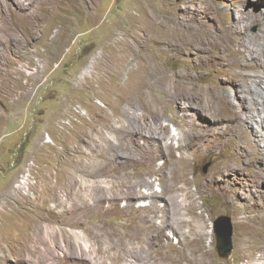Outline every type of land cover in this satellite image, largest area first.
<instances>
[{
    "label": "rangeland",
    "instance_id": "1",
    "mask_svg": "<svg viewBox=\"0 0 264 264\" xmlns=\"http://www.w3.org/2000/svg\"><path fill=\"white\" fill-rule=\"evenodd\" d=\"M176 23L218 46L167 48ZM263 30L264 0H0V264H25L16 261L28 259L29 221L51 224L40 229L49 237L77 218L75 237L108 230V264H264V137L250 146L233 127L256 81L264 97V69L242 90L227 83L234 48L255 50ZM181 73L206 99L171 96ZM257 109L264 115V103ZM120 119L114 169L92 173L108 155H90V137L102 128V141L114 140L109 125ZM248 129L242 135L259 123ZM121 174L129 195L112 200L107 181ZM220 215L233 225L228 258L216 249ZM130 234L129 247L111 246Z\"/></svg>",
    "mask_w": 264,
    "mask_h": 264
},
{
    "label": "bare ground",
    "instance_id": "2",
    "mask_svg": "<svg viewBox=\"0 0 264 264\" xmlns=\"http://www.w3.org/2000/svg\"><path fill=\"white\" fill-rule=\"evenodd\" d=\"M236 11H238V10H236ZM241 14L242 15H249V12L242 10ZM237 15H238V13H237ZM176 24H178V23H176ZM179 24L178 25L173 24L171 26V28H168L164 32V35H165L164 44H165V46H167V48L171 47V49H179L182 51L185 50V52H192L194 50H199L200 52H205L208 49V47H217L218 46V45H212V44L206 45L205 43L199 41L198 40V38H199L198 32L199 31L197 32V30H196L197 27L196 28L187 27L184 29ZM218 41H219V43H221L220 39ZM234 50L236 51L237 56H236V58H234L236 60V62L232 63V66H235L236 70H232L230 72V74L232 76L231 75L228 76L227 83L235 86L237 89L242 90V88H244L247 85V80L256 81V78L259 76V73L261 72V70L264 69V30L258 36V45H257V48L255 50H250L247 48L243 52L239 48H234ZM129 52H132V51L130 50ZM42 64H43L42 69H44V63L42 62ZM235 64H238V65H235ZM152 74H153V68H151V66L148 64L144 70V73H143L142 84L145 83L144 79H148ZM183 76H186V74L181 73L180 76L178 77V81L180 82V84L177 88H175L174 78H172L173 76L171 77V81H172L171 96H177V95L188 96L189 95L190 97L195 98V95H193V94H197V95H200V96L202 95L205 97V95L203 94V92L205 90L202 93H200L199 89H196V87H190L189 83L182 81ZM257 83L259 84L260 89H261V82L256 81L254 84L257 85L258 91L256 93H254L255 94L254 96L248 97V98L246 97V95L243 96L247 100V105L244 107V110H245L244 115H241L239 113L236 115H233L234 116L233 118L235 119V123H234L233 127L236 129V132L239 134L240 139H242L244 137L246 139V142H245V140H244V142L250 146H257L258 142L260 140V137H264V126L262 124L264 121V115H262L260 110L257 109V104L264 103V97L262 96V93H261ZM208 87L209 86H207V88ZM206 91H207V89H206ZM136 92L139 93V90H137ZM209 93H210V91H209ZM247 94H248V91H247ZM23 98H24V94H22V98H16L14 100V103H18ZM205 99H206V97H205ZM215 100H216V98H215ZM210 102H212V101H210ZM202 107H203V109L207 108L204 101H203ZM147 109L148 110H155L153 105L149 104V103H148ZM196 111H198V110H196ZM202 113H204V112H202ZM114 114H116V112H114ZM256 116L259 117L258 120L255 118ZM230 118H232V117H230ZM108 119L109 118H107V120ZM253 120H256L259 123L260 129L250 130L251 134H249L247 132L249 134V136H247V137L242 135L243 131L249 130L248 127L251 125ZM121 122H122V120L120 119L118 121V124L110 123V125H109L110 134L112 135V137L114 136V140H112V141L109 140L110 138H107V137H106L107 140L105 139L104 141H102L103 136H104L102 128L96 132L95 138H94V136L90 137V140H93L97 143V145H95V146H92L90 144L91 146L88 147V150L90 151L89 152L90 155H92L93 157H98V156H103L105 152H106L105 154L108 155L106 160H102L101 162H99L100 166H97V169L95 171H94V169H92V173H94V172H97L100 174L109 173V172H107L109 170L107 168L108 164H110L111 167L114 169L110 158H108V157H110L109 151H108V150H110L109 141L110 142H116L117 138H118V134L124 130V126ZM191 122H193V121H191ZM195 130H197V129H195ZM244 134H245V132H244ZM194 135H195V133H194ZM124 140H125V137L122 138L120 141H118L117 144H120V145L123 144L125 142ZM102 142H104L105 145H102L101 144ZM127 142L128 141H126L125 144H127ZM254 153L257 155L256 157H258L260 155V152L258 150H255ZM168 155L170 156L171 153L169 152ZM107 160H109V162H107ZM113 169H111V170L113 171ZM111 170H110V172H111ZM173 170H175V169H173ZM174 172H173L172 179L175 183L172 182L171 188H173L177 191L179 188L176 187V185L178 184L176 182V179H177V177L180 176L179 175L180 172L179 173H176V172L174 173ZM87 173H89V172H87ZM114 178H115V176H114ZM107 182H108V186L106 188L110 189L112 191V195H111L112 200L117 198L116 196H118V197L127 196L128 197V195H129L128 189L125 191H121L122 190L121 186L124 184V182H126L123 174H121L118 177V180H112L111 179L110 181H107ZM127 182L125 183V185L127 184ZM127 185L129 186V184H127ZM131 186H129V188ZM178 187H180V186H178ZM118 189H120V191L116 192L117 193V195H116L114 192L118 191ZM150 193H152V192H150ZM154 194H155V192H154ZM185 194L187 197L188 196L187 193H185ZM88 196H89V198L92 197V193L90 192V195H88ZM103 197H105V196H102L99 200H97L98 203H96V202L91 203L90 208L100 207V205L102 204L100 202L103 201ZM86 198H87V196H86ZM92 198H90V199H92ZM122 198H124V197H122ZM185 198H182L181 201L185 200ZM188 199H189L188 203H193L191 196H188ZM110 204H113V203H110ZM110 207L112 208L113 206H110ZM80 221H81L80 218H77L74 220H67V221L59 223L58 226L55 227V230H53L52 233L49 234V237L45 236L43 233H41L40 229L41 228L42 229H48L49 227H51V224L46 223V224L40 225L36 220L29 221V223L27 224V231H26L27 236L25 237L30 242L28 247L25 249V252L27 253L28 259H26V261L23 259H17L16 262H20V263L25 262V264H81V263H88L89 264L91 261L96 260V261H98V264H108L106 262V260L104 259V255L101 256L102 252L104 251L103 240H104V238H106L108 236L107 235L108 230L102 232L99 229L96 234H94L92 232H86L84 230L85 233L80 234L81 236H77L79 234L78 233L75 237V234L72 232V228L78 227L80 225ZM66 226H69V228H67ZM134 238H135V236L133 234H130L127 237H125V240H122L119 243L110 241L111 246H113L114 248L129 247V245L132 244L131 240H133ZM95 243L97 244V247H95ZM137 243H140V242L137 241ZM157 263H158V261H157Z\"/></svg>",
    "mask_w": 264,
    "mask_h": 264
},
{
    "label": "water",
    "instance_id": "3",
    "mask_svg": "<svg viewBox=\"0 0 264 264\" xmlns=\"http://www.w3.org/2000/svg\"><path fill=\"white\" fill-rule=\"evenodd\" d=\"M213 229L216 237V249L220 257L228 258L233 248V225L231 218L220 215L213 221Z\"/></svg>",
    "mask_w": 264,
    "mask_h": 264
}]
</instances>
